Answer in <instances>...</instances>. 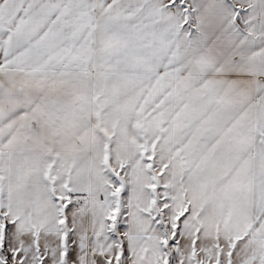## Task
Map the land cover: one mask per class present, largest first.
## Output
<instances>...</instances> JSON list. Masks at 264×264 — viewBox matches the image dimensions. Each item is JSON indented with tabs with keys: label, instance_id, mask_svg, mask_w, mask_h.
I'll return each instance as SVG.
<instances>
[{
	"label": "snow or ice",
	"instance_id": "obj_1",
	"mask_svg": "<svg viewBox=\"0 0 264 264\" xmlns=\"http://www.w3.org/2000/svg\"><path fill=\"white\" fill-rule=\"evenodd\" d=\"M0 264H264V0H0Z\"/></svg>",
	"mask_w": 264,
	"mask_h": 264
}]
</instances>
